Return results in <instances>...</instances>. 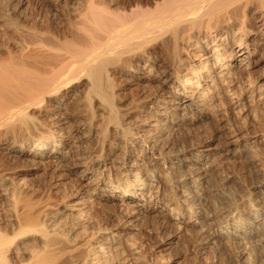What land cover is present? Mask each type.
<instances>
[{
    "label": "bare ground",
    "instance_id": "obj_1",
    "mask_svg": "<svg viewBox=\"0 0 264 264\" xmlns=\"http://www.w3.org/2000/svg\"><path fill=\"white\" fill-rule=\"evenodd\" d=\"M0 264H264V0H0Z\"/></svg>",
    "mask_w": 264,
    "mask_h": 264
},
{
    "label": "rangeland",
    "instance_id": "obj_2",
    "mask_svg": "<svg viewBox=\"0 0 264 264\" xmlns=\"http://www.w3.org/2000/svg\"><path fill=\"white\" fill-rule=\"evenodd\" d=\"M173 252H175V251H173ZM181 253V252H180ZM179 252H178V255L180 254Z\"/></svg>",
    "mask_w": 264,
    "mask_h": 264
}]
</instances>
